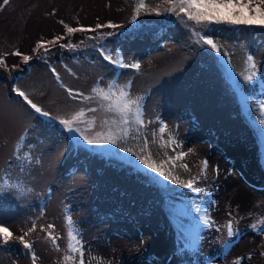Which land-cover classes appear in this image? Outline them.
Listing matches in <instances>:
<instances>
[{
	"label": "rangeland",
	"instance_id": "rangeland-1",
	"mask_svg": "<svg viewBox=\"0 0 264 264\" xmlns=\"http://www.w3.org/2000/svg\"><path fill=\"white\" fill-rule=\"evenodd\" d=\"M133 8L134 0H10L0 10V53L18 48L33 56L27 64L19 57L8 56L9 68H0V178H9L10 183L20 185L19 190L0 193L4 196H0V218L14 236L23 235L36 221V230L28 238L35 241L40 257L37 264H65V208L78 221L87 264H233L237 257L249 255L251 259H244L242 264H264V231L251 227L264 218V161L239 120L232 93L222 97L224 88L220 84L211 87L202 84L195 90L189 87L194 79L192 64L199 60L205 66L204 76L219 75L214 56L195 42L189 28L180 24L179 35L167 33L158 41L135 40L123 45L126 62H139L141 69H118L103 60L98 49L89 43L88 37L93 33L67 34L59 23L64 20L72 27H94L112 21L122 27L101 31L115 33L136 26L130 19ZM159 17L142 13L137 21L144 23ZM58 35L64 37L60 43L71 42L79 47L73 51L57 45L47 55L42 49L32 51L38 40L47 41ZM217 41L230 53L226 57L237 71L238 81L248 85L240 73L246 74L249 52L259 64L256 79L264 80V33L259 38L227 35ZM97 42L109 51L115 50L116 57L118 44ZM13 64L18 67L12 68ZM65 65L76 75L68 72ZM52 66L65 85L85 94H89L99 77L112 79L114 70L122 73L115 77L119 82L133 81L131 92L144 97L145 128L155 146L163 152L158 131L163 117V124L168 125L166 135L169 139L174 136L181 144L175 151L167 146L169 151L193 149L187 154L191 168L199 169L206 155L212 166H218V174L211 176L213 187L216 184L214 194L202 201L198 215L207 212L218 227L234 218L238 235L229 237L224 227L202 228L203 221L196 219L192 242L177 245L171 235L161 231L165 215L155 202L146 210L93 186L89 164L69 152L74 140H68L66 129L46 125L44 119L58 120L36 114L12 91L19 86L53 115L76 108L50 74ZM261 97L264 99V92ZM189 109H195L190 116L178 113ZM22 134L25 141L17 153L15 144ZM77 138L80 139L78 134ZM78 149L88 152L83 142ZM24 153L32 160L16 158ZM53 222L54 235L63 237L59 241L60 251L51 246L42 231V226L46 228ZM259 226L264 228V224ZM24 251L15 240L0 246V264H31Z\"/></svg>",
	"mask_w": 264,
	"mask_h": 264
},
{
	"label": "snow or ice",
	"instance_id": "snow-or-ice-1",
	"mask_svg": "<svg viewBox=\"0 0 264 264\" xmlns=\"http://www.w3.org/2000/svg\"><path fill=\"white\" fill-rule=\"evenodd\" d=\"M9 3L10 0H3V4L0 5V10ZM142 13L155 14L160 17L174 16L184 27L192 29V33L196 37V43L217 53L220 59H223L225 56H230V53H226L221 46L214 42L213 36L210 34L217 29V26H247L249 28L257 27L260 30H264V0H160V3L155 7H149L145 0H135L133 13L130 18L131 22L136 23ZM59 23L66 29L67 34L91 32L93 35L88 38L96 41H103L106 37H111L115 34L114 31L104 32L101 31L102 29L109 28L115 30L122 27V25H118L112 21H108L106 24L97 23L94 27H85L83 25L72 27L65 23L64 20H60ZM63 38V36L58 35L51 40H38L32 51L35 53L42 49L43 53L47 55L51 51V48L57 45L73 51L79 47V45L71 42L66 44L60 43ZM82 43L83 41H81ZM114 51L107 50L103 44H100L98 47V54L103 60L114 65L115 68L135 69L137 71L141 69V63H127L118 53L114 58ZM8 56L19 57L25 64L33 59L32 55L25 54L17 48L10 53H0V68H9L7 63ZM246 62L248 64L246 74L241 72L240 75L244 81L251 83L259 75V64L250 52L246 56ZM225 63L230 65L231 60H226ZM11 67L16 68L18 65L13 64ZM65 67L72 75H76L72 68L67 65ZM50 74L59 86L65 90L68 99L77 105L76 108L66 111L62 115H53L52 112L45 110L43 106L35 103L30 98L28 92L22 90L19 86H14L12 91L16 92L18 97H22L26 105L30 106L36 114L58 120L60 125L70 134V139H76L78 134L80 139L77 140V143L82 141L86 145H113L117 149H120L121 145H127L130 139L137 142L142 141L139 152L134 151L131 146H124L122 151L124 153H131L146 170H151V172L158 174L165 181H170L174 185H179L195 193L202 191L197 181L201 178H206V176L202 177L197 175L192 176L186 181L182 180L171 171L164 170L163 163L157 164L153 162L151 156L142 154L149 144L148 137L142 135V129L146 126L145 104L143 96L134 95L131 92L133 81L127 80L125 82H119L115 77L122 75V73H115L114 70V77L112 79L105 80L103 76L99 77L91 86L89 94H85L83 91L65 85L55 66L50 67ZM260 107L264 109V104H261ZM86 112L89 114L87 118ZM161 123L162 126L159 127L158 131L163 134L168 128V125L163 124V122ZM260 123L264 124V119H261ZM147 124H151V121H147ZM81 125H86V127H82ZM26 132L27 130H25V134ZM25 134L20 135L15 144L17 153L24 144ZM167 146L175 151V148L181 147V144L172 136L167 141ZM192 151L193 149H188V153ZM188 153L179 151L176 152L174 157H169V159L179 160ZM16 158L28 161L32 160V157L28 153H24L23 157L17 155ZM183 167L187 169V165H183ZM203 168H208L207 160L203 161ZM216 171L218 174L219 170L216 169ZM10 189L19 190L20 185L10 183L9 178H0V193H6ZM195 207L199 214L201 204L196 203ZM40 215L43 216L44 213L41 212ZM229 216L231 217V213H229ZM195 218L203 221L202 228L211 229L216 227L217 230H220V227H224L227 229V235L229 237L238 235V230L234 227V218L228 219L224 225L219 227L207 212ZM64 220L67 236V251L63 256V261L65 264H70V262L71 264H87L85 259V245L80 238L78 221L73 218L71 210L68 208L64 209ZM260 224H264V218L260 220L259 224L254 223L251 227L257 231H264V228L259 226ZM54 228L55 224L53 222L49 223L46 228L42 226V231L46 232L45 238L50 240L51 246L55 250L60 251L59 241L63 237L60 234L54 235ZM35 230L36 221L34 220L32 221V226L27 231H24L23 235L14 236L10 228L6 226V222L0 218V246L9 245L10 241L15 240L22 245L25 250L24 255L26 258H30L31 264H37L40 257L35 249V241L28 238L29 234L35 232ZM244 259L250 260L251 256L237 257L233 261V264H242Z\"/></svg>",
	"mask_w": 264,
	"mask_h": 264
},
{
	"label": "trees",
	"instance_id": "trees-1",
	"mask_svg": "<svg viewBox=\"0 0 264 264\" xmlns=\"http://www.w3.org/2000/svg\"><path fill=\"white\" fill-rule=\"evenodd\" d=\"M145 2L149 7H155L160 3V0H145ZM180 24L174 16L150 19L144 23L137 21L134 24L136 25L135 27L126 28L119 32L116 31L113 36L106 37L102 42L108 43L111 41V43L118 44L116 52L126 62L123 45L135 40H143L146 42L158 41L167 33L179 35V29L181 28L178 26ZM189 29L192 31L191 28ZM215 31L210 34L213 36L214 42L219 46L220 44L217 40L227 35L236 38H244L247 36L259 38L260 33H264V30H260L257 27L249 28L247 26H217ZM89 43L93 44L92 47H95L94 49H98L99 43L97 41L90 40ZM205 48L214 56L219 67V75L204 76L205 66L203 60H199L198 63L195 62L192 64V76L194 79L190 80L191 84L189 87L195 90L200 89L202 84L209 87L220 84L224 88V92L221 94L222 97L232 93L239 120L253 138L259 150V157L264 161V124L260 123V120L264 119V109L260 107L261 104H264V99L261 97V93L264 92V80L255 79L253 82L248 83V85L238 81L237 71L231 68V64L225 63L229 59L226 56L220 59L217 53L210 51L207 47ZM19 73L15 75H19ZM12 81L14 83L15 79ZM13 93L17 95L16 92ZM187 111L178 113L185 112L190 116L195 109H189ZM161 119L164 122L163 117ZM44 123H47L46 125L49 124V126H60L59 121L50 119H44ZM142 135H146L149 140L148 146L142 153L143 155L151 156L153 162L157 164L163 163L164 170L171 171L182 180L186 181L192 176L197 175L202 177L206 176V178H201L197 181L202 191L195 193L179 185H174L170 181H165L158 174L151 172V170H146L131 153H124L122 151L124 146H131L134 151L139 152L142 141L137 142L130 139L128 144H122L120 149H117L113 145L93 147L92 145L83 143L88 152H81L78 149V145L82 141L77 143L79 139L76 138L72 139L74 141L71 143L69 152L79 156L80 160H84L89 164L87 169L89 170L92 184L98 190H109L115 195V198L125 199L128 203L131 202L133 205L146 210L155 202V204L162 208L165 215L162 221L161 231L165 232V235H171L172 240L177 245L189 244L192 242V227L196 220L195 217H197L195 204H201L210 194H214L216 184L213 187L211 176L217 174L216 168L218 166L211 165L209 155L204 156L199 169L190 167L187 155L179 160H170L169 157H174L176 152L168 150L167 141L169 137L166 133H159V137L161 138L160 142L163 145V152L155 146V140L146 132V128L142 129ZM83 151L86 150L83 149ZM204 160L208 162L207 169L203 168ZM183 165H187V169ZM194 201L195 203H193ZM199 245L197 246L198 248Z\"/></svg>",
	"mask_w": 264,
	"mask_h": 264
}]
</instances>
